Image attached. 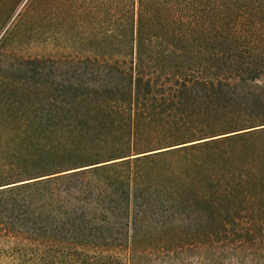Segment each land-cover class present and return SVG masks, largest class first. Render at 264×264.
<instances>
[{"label":"trees","instance_id":"trees-1","mask_svg":"<svg viewBox=\"0 0 264 264\" xmlns=\"http://www.w3.org/2000/svg\"><path fill=\"white\" fill-rule=\"evenodd\" d=\"M56 1L0 0V237L44 246L6 262L264 264V0H74L111 43L15 49Z\"/></svg>","mask_w":264,"mask_h":264},{"label":"rangeland","instance_id":"rangeland-1","mask_svg":"<svg viewBox=\"0 0 264 264\" xmlns=\"http://www.w3.org/2000/svg\"><path fill=\"white\" fill-rule=\"evenodd\" d=\"M27 1L19 0L13 20ZM73 2L75 1H56L54 3L56 10L49 4L48 8L45 9V14L39 13V8L34 14H26L25 19L21 20L19 27H17L19 31L13 37V41L16 43L13 44V47L15 49L19 48L24 55L32 56L64 47H88V45L91 46L102 42L111 43L113 41L111 39L87 37L88 33L97 29V27L93 26L94 24L83 26L80 21L75 19V11L72 8ZM26 8L27 5H25L24 9ZM10 23L7 27H9ZM104 28L108 34L113 31V27L109 25ZM84 31L88 32L84 33ZM45 247L47 252L53 251L49 248V244H46ZM36 248L42 249L44 246L35 241L20 242L15 239L9 240L6 237H0V264H9L6 262L8 259H14V257L21 255L30 258L36 254ZM3 260L4 262H2ZM222 261L221 263L224 264V260Z\"/></svg>","mask_w":264,"mask_h":264}]
</instances>
